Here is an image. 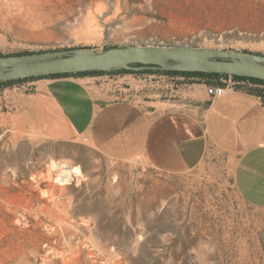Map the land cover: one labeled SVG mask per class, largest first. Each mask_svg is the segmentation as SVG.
Here are the masks:
<instances>
[{
    "label": "rangeland",
    "instance_id": "1",
    "mask_svg": "<svg viewBox=\"0 0 264 264\" xmlns=\"http://www.w3.org/2000/svg\"><path fill=\"white\" fill-rule=\"evenodd\" d=\"M3 54L191 45L264 54V0H0ZM127 75L128 97L198 78ZM206 84V83H204ZM27 81L0 87V264H264V208L210 149L169 175L35 127Z\"/></svg>",
    "mask_w": 264,
    "mask_h": 264
},
{
    "label": "crops",
    "instance_id": "2",
    "mask_svg": "<svg viewBox=\"0 0 264 264\" xmlns=\"http://www.w3.org/2000/svg\"><path fill=\"white\" fill-rule=\"evenodd\" d=\"M8 42L0 34V50ZM127 75L69 74L27 81L29 110L49 139H86L115 160H143L179 175L210 149L233 158L234 185L250 205L264 208V100L232 92L210 96L200 82L128 97Z\"/></svg>",
    "mask_w": 264,
    "mask_h": 264
},
{
    "label": "water",
    "instance_id": "3",
    "mask_svg": "<svg viewBox=\"0 0 264 264\" xmlns=\"http://www.w3.org/2000/svg\"><path fill=\"white\" fill-rule=\"evenodd\" d=\"M114 69L202 71L264 80V54L209 46L125 45L0 55V81Z\"/></svg>",
    "mask_w": 264,
    "mask_h": 264
},
{
    "label": "trees",
    "instance_id": "4",
    "mask_svg": "<svg viewBox=\"0 0 264 264\" xmlns=\"http://www.w3.org/2000/svg\"><path fill=\"white\" fill-rule=\"evenodd\" d=\"M109 48V47H108ZM46 51V50H43ZM35 51H22V52H17V53H12V54H3L0 53V55H14V54H25V53H33ZM40 52V51H37ZM140 65V64H136ZM113 72H124V73H135V74H142V73H152V72H163L169 75H182L185 77H193V78H198L200 83H217L220 76L224 74L220 73H213V72H202V71H163V70H128V69H114L112 71H85V72H77V73H63V74H50V75H44V76H62V75H69V74H91V75H104V74H110ZM238 78H249L255 83L259 84H264V80L258 79V78H253V77H245V76H238L235 75ZM38 77H43V76H37V77H27V78H20V79H15V80H8V81H0V87L2 86H9L13 85L15 83H21L24 81H29L34 78ZM258 94L262 95V92L257 91Z\"/></svg>",
    "mask_w": 264,
    "mask_h": 264
},
{
    "label": "built area",
    "instance_id": "5",
    "mask_svg": "<svg viewBox=\"0 0 264 264\" xmlns=\"http://www.w3.org/2000/svg\"><path fill=\"white\" fill-rule=\"evenodd\" d=\"M149 74L153 78H164L169 75L163 72L145 73ZM207 93L213 97H219L226 93V91L232 92H245L256 95L264 100V84L255 83L249 78H238L232 74L221 75L217 83H206ZM257 91L262 92V95Z\"/></svg>",
    "mask_w": 264,
    "mask_h": 264
}]
</instances>
